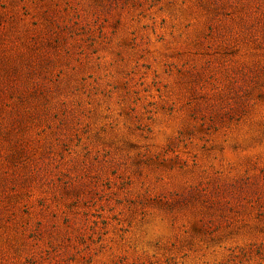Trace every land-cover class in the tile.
<instances>
[{
    "label": "rangeland",
    "instance_id": "obj_1",
    "mask_svg": "<svg viewBox=\"0 0 264 264\" xmlns=\"http://www.w3.org/2000/svg\"><path fill=\"white\" fill-rule=\"evenodd\" d=\"M0 264H264V0H0Z\"/></svg>",
    "mask_w": 264,
    "mask_h": 264
}]
</instances>
